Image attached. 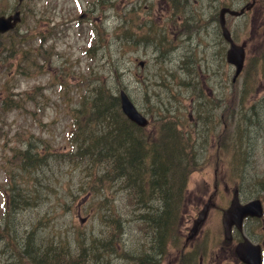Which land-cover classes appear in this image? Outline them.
Masks as SVG:
<instances>
[{
	"label": "rangeland",
	"instance_id": "obj_1",
	"mask_svg": "<svg viewBox=\"0 0 264 264\" xmlns=\"http://www.w3.org/2000/svg\"><path fill=\"white\" fill-rule=\"evenodd\" d=\"M32 2L33 10L43 16L40 20L53 29L44 36L40 57L31 54L22 63L23 56L15 54L0 62V264H36L42 257L27 247L29 255L22 252L25 240L42 254L50 245L63 244L75 256L81 244L88 258L97 256L95 264H137L136 258L142 257L152 261L154 232L141 216L155 213L157 207L147 204L148 209L141 210L125 200L117 184L100 185L105 168L96 167V161H81L76 154L72 162L56 157L75 151V142L79 146L69 135L71 120H80L76 139L94 136L86 133L84 120H90L96 108L95 87L114 95L120 89L126 92L150 119L143 136L152 133L156 119L163 116L190 128L194 160L204 164L188 177L181 207L185 214L175 236L187 234L205 199L214 193L215 206L201 229L208 232L204 250L211 251L220 243L219 209L232 199L229 190L238 180L231 150L240 144L252 150L242 182L264 200V103L257 102L264 96L261 3L242 17L226 16L230 31H245L240 39L249 42L248 58L255 60L229 84L233 68L224 60L218 40V0H186L179 17L173 14L168 20L163 0H105L104 5L97 0H49L46 7L42 0ZM185 20L202 27L192 25L181 34ZM30 22L20 25V33L42 38L43 30ZM162 30L171 43L168 51L155 43ZM9 54L4 51L3 56ZM115 65L116 71H110ZM3 101H20L21 107L6 111ZM197 112L205 119L198 120ZM30 147L42 159L23 170L11 159L13 149ZM25 200H30L27 207L12 208ZM162 249L167 253L170 246Z\"/></svg>",
	"mask_w": 264,
	"mask_h": 264
},
{
	"label": "trees",
	"instance_id": "obj_2",
	"mask_svg": "<svg viewBox=\"0 0 264 264\" xmlns=\"http://www.w3.org/2000/svg\"><path fill=\"white\" fill-rule=\"evenodd\" d=\"M94 99L96 108L92 118L87 120L88 116L84 120L87 122L86 133L101 132L108 125L112 129L95 137L91 147L92 139L80 141L79 138L76 139L79 136L74 134V140L78 141L79 146L76 144V149L71 154L56 157H67V160L72 162L76 160L72 158V154H76L81 161H86L87 158L92 162L96 161V167L102 165L105 168L101 169L102 173L98 178L100 185L117 184L125 200L141 210L147 208V204L157 207L155 213L143 214L141 220L148 223L149 229L155 230L159 239L166 237L168 232L177 234L178 228H181V225L177 228V223L180 224L185 214L184 211L182 213L181 207L187 193L188 177L201 166L194 160L196 149L190 128L178 124L172 116H163L164 119H156V126L151 131L155 135L150 133L143 136V129L136 128L119 111L117 96L105 87H98ZM4 106L11 108L12 104L5 102ZM100 107L103 110H99ZM107 115L111 119L109 122L105 120ZM134 127L139 132H135ZM89 149H93V153H89ZM11 159L15 164L19 162L23 170H27L28 167L38 166L42 156L32 153L30 147L14 150ZM29 203L30 200H25L23 204H12V208L23 209ZM78 247L80 250L75 256H71L69 248L63 244L59 248L50 245L46 248L48 251L43 254L35 250L34 246H28V249L36 255H41L42 258L36 264H95L97 256L93 254L90 259L85 255L86 248L81 244ZM21 250L28 254L26 247L23 246ZM139 260L141 264L148 263L143 258Z\"/></svg>",
	"mask_w": 264,
	"mask_h": 264
},
{
	"label": "flooded vegetation",
	"instance_id": "obj_3",
	"mask_svg": "<svg viewBox=\"0 0 264 264\" xmlns=\"http://www.w3.org/2000/svg\"><path fill=\"white\" fill-rule=\"evenodd\" d=\"M154 1L157 2L158 0ZM248 1L249 0H218L217 7L220 9L222 7H227L229 6L228 4L232 3V6L229 7L242 9ZM163 2L165 4L163 12L166 14L172 13L176 7L173 0H163ZM168 2H170V6ZM32 4V0H0V17L9 18L10 23L17 19V17L19 18V21L11 31L4 34L0 33V39L16 36L19 33L18 29L20 25L24 21L29 19L34 20L36 18L34 15L36 11L33 10ZM256 4H259L260 7H264V0H253L249 13L253 12V8ZM178 17L179 16H177V18ZM252 22L253 19L250 18L248 20L249 26H252ZM216 27L218 31V40L220 41L221 34L218 21ZM244 33L245 31L242 32L240 30H236V32L230 31L231 37L234 41L243 42L248 45L249 42H247L245 38L240 39V36ZM262 41H264V37L262 38ZM238 151L243 152L242 156L247 157L250 156L252 150L244 149ZM231 192H238L240 196L239 188L237 186L232 188ZM213 195L214 194L208 196V198H211L212 203L210 209L215 206ZM240 200L245 202V200L241 198ZM206 221L207 217L204 222L206 223ZM219 228L222 233V223H220ZM231 230V237L226 239L224 234H220V243L209 252H205L204 250L208 232H205V230H202V232L200 229L196 235L187 239L185 237L183 243L181 242V244H179V247L171 248L170 246V250L167 253L165 250H152L150 254L152 261L150 262H154L155 264L157 262H159V264H248L240 260L236 251L237 244L243 239H247V241L251 243V245L248 246L249 251L247 252L251 264H255V254L259 257V264H264V213L261 218L246 217L243 221V227L241 230H238L235 226H232Z\"/></svg>",
	"mask_w": 264,
	"mask_h": 264
},
{
	"label": "water",
	"instance_id": "obj_4",
	"mask_svg": "<svg viewBox=\"0 0 264 264\" xmlns=\"http://www.w3.org/2000/svg\"><path fill=\"white\" fill-rule=\"evenodd\" d=\"M231 14H234V12H230ZM221 15H223V11L221 12ZM2 27H8L4 26V22L1 24ZM223 25V21H222ZM6 28H1L2 30ZM223 35L229 39L226 29L223 28ZM244 58L243 50L240 46H236L231 43L230 48L227 51L226 59L228 62L235 64L236 66V72L235 76L238 75L241 67L242 62ZM120 104L121 109L123 113L126 115L128 119H130L132 122L136 123L139 126L146 125L147 121L146 119L136 110L134 105L131 103V101L128 99L127 95L121 91L120 92ZM207 209V204H205L204 208L198 215L196 221L194 222V225L191 229L192 232H194L197 228V225L203 220L205 210ZM247 214H253V215H260L261 214V207L259 201H254L252 203L246 204L244 206L238 205L237 201H234L231 203V206L224 212L223 215V222L226 223H233V222H240L242 220V217ZM227 224H225L226 226Z\"/></svg>",
	"mask_w": 264,
	"mask_h": 264
},
{
	"label": "bare ground",
	"instance_id": "obj_5",
	"mask_svg": "<svg viewBox=\"0 0 264 264\" xmlns=\"http://www.w3.org/2000/svg\"><path fill=\"white\" fill-rule=\"evenodd\" d=\"M76 1H78V0H76ZM186 0H173V2L175 3V9L173 10V14L175 15V16H177V12H178V10H181V7H182V5H183V3L185 2ZM199 26V27H202L201 25H200V23H198V22H194V24L193 23H190V22H188V21H186L185 20V23L181 26V30H183L182 32H181V34L182 33H184L186 30H192L193 29V26ZM183 38V36L182 35H180V39H182ZM154 39H155V43H156V45L157 46H159V47H162L165 51H168V50H170V48H168V47H166L167 45H169V44H171L170 42H169V40L168 39H166V36H164V34H161L160 36H155L154 37ZM127 40V39H126ZM138 42H141V41H138ZM102 105H106V104H102ZM99 110H103V108H99ZM105 120L106 121H111V119H110V117L107 115L106 116V118H105ZM133 126V125H132ZM136 128H137V126H136ZM136 128L134 127V131L135 132H139L138 130H136ZM104 130H102L101 132H96L95 134H94V136L91 138L92 139V142L90 141V147L92 146L91 145V143H93V139L95 138V137H97V136H100L101 134L103 135L107 130H109V129H112L111 128V126H107V127H105V128H103ZM140 134V133H139ZM164 182V181H163ZM172 183V182H171ZM169 184V183H168ZM173 187V186H172ZM174 193V192H173ZM170 195V194H169ZM168 202V201H167ZM260 205H262V204H260ZM151 223V222H150ZM27 239H28V237H27ZM161 240L162 239H159L157 236L153 239V248H154V250H157L158 249V247H159V245H160V243H161ZM28 246L29 247H31V246H33V245H31L30 243H28L27 242V240H25V242H24V247H27L28 248ZM34 249L35 250H37L38 252H39V250L36 248V247H34ZM32 251V250H31Z\"/></svg>",
	"mask_w": 264,
	"mask_h": 264
}]
</instances>
